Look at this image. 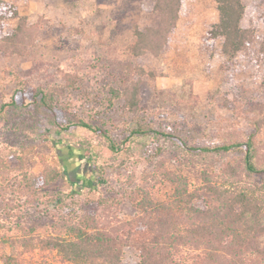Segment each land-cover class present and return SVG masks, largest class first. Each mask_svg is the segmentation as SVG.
Listing matches in <instances>:
<instances>
[{"label": "rangeland", "instance_id": "374dc122", "mask_svg": "<svg viewBox=\"0 0 264 264\" xmlns=\"http://www.w3.org/2000/svg\"><path fill=\"white\" fill-rule=\"evenodd\" d=\"M7 1L18 6L22 16L38 30V36L26 56L0 54V221L7 218L5 212H10L11 206L22 204V220H29L24 177L26 172L40 171L45 161L61 164L68 179L56 182L54 187L78 189L80 198L97 195L93 186L100 173L117 184L141 182L146 174L150 179L151 166H157L159 159L173 158L178 146L158 139L155 132L137 135V121L176 132L190 143L203 146L233 141L254 129L256 112L264 106V61L252 51L229 60L219 47L211 51L205 47L206 31L220 19L216 0H185L178 26L161 53L148 51L139 56L131 48L136 40L134 30L158 25L154 0ZM243 2V26L263 36L264 0ZM67 78L81 86L66 91L71 110L89 122L99 124L104 120L117 145L130 149L131 158L122 162L124 157L120 156L110 161V151L100 145L97 174L82 148L84 136L99 143L94 135L77 129L65 140L57 133L29 137L25 128L18 127L30 121L29 106L20 113L12 108L1 110L12 102L19 88L58 86ZM135 87L139 93L134 110L125 105L124 99L110 105L111 88L130 96ZM259 141H264V127ZM158 144L162 145L161 154ZM237 154L210 155L204 163L186 170L194 178L201 168L217 170ZM135 213L133 205L126 203L121 215L131 218ZM13 219L7 223L13 224ZM10 234H21V230L15 228ZM4 240L0 236V264H7L3 259L13 252L10 242ZM16 253L17 264H69L56 251L39 247L32 251L19 246Z\"/></svg>", "mask_w": 264, "mask_h": 264}, {"label": "trees", "instance_id": "16d2710c", "mask_svg": "<svg viewBox=\"0 0 264 264\" xmlns=\"http://www.w3.org/2000/svg\"><path fill=\"white\" fill-rule=\"evenodd\" d=\"M216 1L220 19L206 31L205 47L210 51L219 47L229 60L252 51L264 61V35L258 36L243 26V0ZM154 2L159 23L156 27L135 28L136 40L131 47L134 55L148 51L160 54L176 30L185 4V0ZM9 22L17 23L9 26ZM37 36L38 30L22 16L16 4L0 0L1 55H28ZM80 87L68 78L58 86L22 87L1 110L12 108L20 113L29 106L30 121L18 127L25 128L33 138L57 133L65 140L74 130L88 131L99 143L84 136L82 148L97 173L100 145L110 151V161L121 157L122 162L126 161L131 158L130 149L117 145L104 120L99 124L89 122L71 110L66 91ZM138 89L135 87L129 96L126 91L111 88L110 105L124 99L125 105L134 110L138 106ZM256 114L250 133L212 146L190 143L176 132L137 121V135L155 132L158 139L177 144L178 154L168 161L159 159L158 167L151 166L150 179L146 174L141 182L117 184L97 173L94 197L80 198L78 189L54 187L56 182L68 180L61 164L45 161L40 171L26 172L29 220H22L25 214H20L19 208L23 204L5 212L7 218L0 221V236L10 242L13 252L3 261L17 264L16 249L23 246L32 251L37 247L56 251L69 264H264V141H259L264 106ZM158 147L161 154L162 145ZM229 153L238 154L217 170L201 168L194 178L186 170L204 163L210 155ZM98 186L105 188L98 190ZM126 203L136 209L131 218L121 215ZM12 218L13 224L9 225L7 221ZM15 228L21 234L11 236Z\"/></svg>", "mask_w": 264, "mask_h": 264}]
</instances>
